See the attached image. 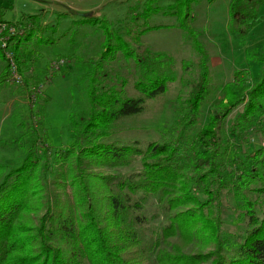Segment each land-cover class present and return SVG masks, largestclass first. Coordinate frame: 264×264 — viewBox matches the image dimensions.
I'll return each instance as SVG.
<instances>
[{"label": "rangeland", "instance_id": "1", "mask_svg": "<svg viewBox=\"0 0 264 264\" xmlns=\"http://www.w3.org/2000/svg\"><path fill=\"white\" fill-rule=\"evenodd\" d=\"M66 1L63 6L57 1L47 0L39 10L34 7L37 4L34 0H0L1 18L20 23L22 32L34 29L33 35L19 44L21 65L18 64V70L22 73V82L12 81L9 74L5 80H0V162L9 167L16 166L24 159L26 147L35 146L40 154L43 148H47L40 159L47 169L46 194L49 193L53 203L61 207L69 206L73 189L60 175L62 166L54 154L74 140L69 124L70 112L73 110L83 115L90 111L86 73L90 65L84 60L101 55L108 36H105L107 32L103 31L100 22L81 21L82 17L105 19L107 30L112 33L110 42L115 43L119 36L125 45L110 51L96 68L97 92L102 93L109 87L118 89L121 99H143L139 111L114 119L105 132L96 137L97 141L143 149L151 140L171 141L180 129V110L184 107L191 84L201 71V60L207 66L208 90L200 107L198 122L188 131L190 136L206 123L216 103H225L227 98L223 96L222 87L232 79L236 69H247L244 82L247 87L259 77L261 63L251 54L264 49V0L258 5V20L243 36L232 21L229 0L193 1L187 9L188 18L184 22L187 27L181 25L176 14L169 12V3L173 0ZM92 3H97L98 7H91ZM41 6L47 11H43ZM92 8L99 14L96 15ZM59 10L65 12L60 13ZM27 11L42 14L31 17ZM80 11L84 15H78ZM39 35L47 40L39 41ZM9 45L16 57L15 40L11 39ZM125 48L130 55L126 54ZM26 52L32 54L30 58L25 57ZM61 56L64 62L54 67L52 61ZM4 57L5 60L0 58V72L5 64L8 68L5 53ZM162 79L164 90L152 96H147L136 84L141 81L146 88H151ZM28 88L32 93L36 90L35 96L28 93ZM242 105L239 103L233 107L223 119V133L236 146V153L245 156L258 147H264V113L252 122L237 125L233 132L231 126L242 111ZM83 166L84 177L93 184L98 195L115 193L125 203H138L137 207L127 208L126 219L127 224L137 230L142 243L158 234L168 222L155 194L142 189L132 192L119 184L138 177L137 173L142 168L139 154L126 156L114 163L85 156ZM261 183L256 180L251 186ZM244 193L250 200H264V193L252 188H247ZM217 208L223 219L224 253L226 258H230L250 226L242 202L232 193L222 195ZM135 215L139 217H133ZM178 243L183 244V241L178 240ZM198 246L200 244L193 245L192 242L186 247H212L211 244ZM141 264L156 262L150 257Z\"/></svg>", "mask_w": 264, "mask_h": 264}, {"label": "trees", "instance_id": "2", "mask_svg": "<svg viewBox=\"0 0 264 264\" xmlns=\"http://www.w3.org/2000/svg\"><path fill=\"white\" fill-rule=\"evenodd\" d=\"M193 1L169 3V12L178 16L183 27H187L184 22ZM261 1L229 0L230 15L241 36L258 20ZM0 20L12 22L1 16ZM83 20L100 22L108 36L101 55L84 60L90 65L86 70L90 111L83 115L70 112L74 140L54 154L62 166L60 175L73 189V199L64 208L53 203L50 194H46L47 169L40 159L47 148L40 154L37 147H26L24 159L16 166L0 162V264H141L150 257L156 264H264V200H250L244 193L247 188L264 193V147L240 156L230 137L223 133V119L239 103H243L242 111L231 126L233 132L237 125L252 122L264 113V49L251 54L261 63L259 77L247 87L244 84L247 69H236L232 79L222 87L223 96L227 98L225 103H216L206 123L192 136L188 131L198 122L208 90L204 60L200 61L201 71L180 110V129L171 141L151 140L144 149L116 145L97 141L96 137L120 115L139 111L143 99H121L120 91L109 87L102 93L97 92L96 68L110 51L125 45L119 36L118 41L110 42L112 33L107 30L105 19L82 17ZM33 33L34 29L30 28L11 36L20 65L19 44ZM42 38L39 35L38 40H47ZM125 50L130 55V51ZM0 58L5 60L2 47ZM7 74L9 70L5 64L0 80H5ZM136 84L147 96L165 88L164 79L151 88H146L141 81ZM27 91L32 93V89ZM137 154L142 165L138 177L119 184L132 192L142 189L155 194L168 219L161 231L144 243L126 219L127 208L137 207L138 203H125L115 193L98 195L93 184L84 177L83 166L85 156L114 163ZM101 178L104 180V176ZM256 180L262 183L252 187L251 183ZM229 193L242 202L250 228L236 244L235 254L226 258L221 235L223 219L217 204L222 195ZM192 242L212 247H186Z\"/></svg>", "mask_w": 264, "mask_h": 264}, {"label": "built area", "instance_id": "3", "mask_svg": "<svg viewBox=\"0 0 264 264\" xmlns=\"http://www.w3.org/2000/svg\"><path fill=\"white\" fill-rule=\"evenodd\" d=\"M23 27H20V23L0 21V47L4 50L5 56L8 60L9 78L17 83L22 82V73L18 70V63L14 55L12 47H10L11 36L22 32ZM6 32V33H4ZM13 40V39H12ZM64 62V58L57 57L52 61L54 67ZM35 88V87H33ZM36 90L33 91L32 96H35Z\"/></svg>", "mask_w": 264, "mask_h": 264}, {"label": "crops", "instance_id": "4", "mask_svg": "<svg viewBox=\"0 0 264 264\" xmlns=\"http://www.w3.org/2000/svg\"><path fill=\"white\" fill-rule=\"evenodd\" d=\"M34 1H36L37 2V4L36 5H34V7H37L39 10L41 9L40 8V5H42V4H44L45 5V3L44 2H46L47 0H34ZM54 1H57L58 3H60V4H62L63 6H65L66 5V3H67V1L66 0H54ZM93 5L91 6V7H98V4L97 3H92ZM42 7V9H43V11H47V9H44V6H41ZM52 9V8H51ZM53 11H56L55 10V8H53L52 9ZM92 10H95L94 8H92ZM59 12L60 13H63V12H65V11H60L59 10ZM78 13V15H83L84 14V12H77ZM95 13H96V15H98L99 14V11L98 10H95ZM27 14L29 15V14H35V15H41L39 12H33V11H27ZM91 14H93L94 15V12H92ZM28 40V39H27ZM23 41H26V39L25 40H23ZM22 41V42H23ZM30 53H27L26 52V58H30V56L32 55H29Z\"/></svg>", "mask_w": 264, "mask_h": 264}]
</instances>
